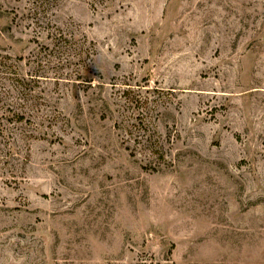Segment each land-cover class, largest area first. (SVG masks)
Instances as JSON below:
<instances>
[{
  "label": "rangeland",
  "instance_id": "rangeland-1",
  "mask_svg": "<svg viewBox=\"0 0 264 264\" xmlns=\"http://www.w3.org/2000/svg\"><path fill=\"white\" fill-rule=\"evenodd\" d=\"M0 264H264V0H0Z\"/></svg>",
  "mask_w": 264,
  "mask_h": 264
}]
</instances>
